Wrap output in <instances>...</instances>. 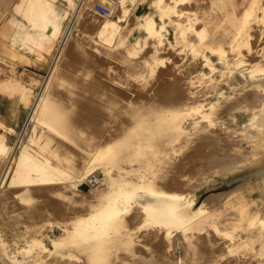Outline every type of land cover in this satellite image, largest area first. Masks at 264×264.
Segmentation results:
<instances>
[{
  "label": "rangeland",
  "instance_id": "374dc122",
  "mask_svg": "<svg viewBox=\"0 0 264 264\" xmlns=\"http://www.w3.org/2000/svg\"><path fill=\"white\" fill-rule=\"evenodd\" d=\"M5 1L0 25L12 14L23 21ZM52 1L69 33L52 73L10 38L11 58L0 54V140L9 150L0 148L3 162L22 147L0 187V264H264V0ZM66 47L86 49L110 72L88 64L81 83L68 84L71 93L85 92L50 98L67 105L72 121L31 117L35 93L44 89L49 100ZM94 102L109 114L102 130L89 113ZM135 124L170 129L150 133L141 147L157 150L152 164L123 153L126 142L116 141ZM90 151L97 157L88 159ZM56 161L62 166L53 173L45 163ZM142 193L171 201L177 194L204 209L172 220L134 198ZM191 219L200 225L194 221L193 237L182 238ZM202 231L208 236L197 239Z\"/></svg>",
  "mask_w": 264,
  "mask_h": 264
},
{
  "label": "bare ground",
  "instance_id": "6f19581e",
  "mask_svg": "<svg viewBox=\"0 0 264 264\" xmlns=\"http://www.w3.org/2000/svg\"><path fill=\"white\" fill-rule=\"evenodd\" d=\"M1 1V0H0ZM5 1V0H4ZM9 0L5 1V3L3 4H7ZM11 1V0H10ZM13 1V5L12 8L16 13H19L22 18L23 21L19 20L15 15H11L7 21H4L1 25H0V54L4 55L3 53H5L7 56L10 55L7 52L10 51V53L13 52V50L9 49L7 47V38H10L11 42L10 44L12 45L14 41L19 42L23 48L34 52L35 56H36V60L37 62H41L43 64V67L45 69H48V72H51L54 70L56 64H57V60L61 59L59 58L60 53L62 51L63 48V44L66 40V38L68 37L69 33L67 34L65 32V30H63V20H64V12L58 7L54 5V2L48 1V3H44L40 0H12ZM211 1V0H210ZM209 1V2H210ZM219 1V0H218ZM221 1V0H220ZM234 1V0H233ZM246 1V0H245ZM186 3V1H183ZM187 2H189L187 0ZM206 2V1H205ZM215 2V1H214ZM213 2V3H214ZM217 2V1H216ZM229 2V1H228ZM232 2V1H231ZM237 2V1H236ZM235 2V3H236ZM182 3V2H181ZM183 3V5L185 4ZM218 3V2H217ZM242 3V2H241ZM2 4V5H3ZM12 4V3H11ZM199 4V3H198ZM204 4V3H203ZM231 4V3H230ZM243 4V3H242ZM202 5V4H201ZM220 5V4H218ZM237 5V4H236ZM235 5V6H236ZM245 5V4H244ZM206 6V5H203ZM202 6V7H203ZM242 6V5H241ZM240 6V7H241ZM247 6V5H246ZM201 6H199V8H202ZM231 7V5H230ZM234 7V6H233ZM232 7V8H233ZM238 7V8H240ZM219 8V7H218ZM203 9V8H202ZM229 9V8H228ZM227 9V10H228ZM244 9V8H243ZM160 10V9H159ZM206 10V8H205ZM204 10V11H205ZM216 10V9H215ZM238 10V9H237ZM236 10V11H237ZM241 10V9H240ZM78 9L77 7L75 8V15L78 13ZM82 11V10H81ZM202 11V10H201ZM203 11V12H204ZM217 11V10H216ZM224 11V9H223ZM235 11V10H234ZM233 11V12H234ZM248 11V10H246ZM177 12V11H176ZM227 12V11H226ZM239 12V11H238ZM1 13V11H0ZM218 13V12H217ZM228 13H232V11L228 12ZM224 14V13H223ZM244 14V13H243ZM81 15V14H80ZM160 15V14H159ZM238 15V14H237ZM71 16V15H70ZM206 16V15H205ZM218 16V15H217ZM220 16V15H219ZM236 16V14H235ZM243 16V15H242ZM81 17V16H79ZM204 17V16H203ZM202 17V18H203ZM209 17V16H208ZM216 17V16H215ZM82 18V17H81ZM205 18V17H204ZM207 18V17H206ZM224 18V17H223ZM234 19V18H233ZM264 19V18H262ZM202 20V19H201ZM204 20V19H203ZM208 20V19H207ZM77 21V20H76ZM81 21V20H80ZM107 21V20H106ZM172 21V20H171ZM206 21V20H205ZM82 22V21H81ZM109 22V21H108ZM202 22V21H200ZM209 22V20H208ZM211 22V21H210ZM218 22V21H217ZM224 23V22H223ZM226 23V22H225ZM201 24V23H200ZM199 24V25H200ZM222 24V23H221ZM98 25V24H97ZM214 25H216L214 23ZM219 25V24H218ZM229 25V24H227ZM253 25V24H252ZM262 25V24H261ZM260 25V26H261ZM201 26V25H200ZM209 26V25H208ZM223 26V25H222ZM225 26V25H224ZM160 27L164 28V21L160 23ZM202 27V26H201ZM205 24L203 26V28H205ZM218 27V26H217ZM228 27V26H226ZM231 27V26H230ZM252 27V26H251ZM258 27V26H257ZM202 28V29H203ZM211 28V27H210ZM260 28V27H259ZM94 29V28H92ZM99 29V28H98ZM197 29V28H196ZM199 29V28H198ZM218 29V28H217ZM221 29V28H220ZM225 29V28H224ZM234 29V28H233ZM264 29V28H262ZM261 29V30H262ZM73 30V29H72ZM211 30V29H208ZM216 30V29H214ZM257 30V28H256ZM260 30V29H259ZM207 31V29H206ZM213 31V30H212ZM222 31V30H220ZM219 31V32H220ZM228 31V30H226ZM110 32V31H109ZM203 32V30H202ZM217 32V31H216ZM215 32V33H216ZM232 32V30L230 31ZM234 32V31H233ZM253 32V30H252ZM94 32H92L93 34ZM95 33L100 34L99 32L95 31ZM206 32H203V34ZM209 33V31H208ZM214 33V32H213ZM212 33V34H213ZM214 33V34H215ZM225 33V32H224ZM228 33V32H227ZM250 33V32H249ZM91 34V33H90ZM207 34V33H206ZM210 34V33H209ZM219 34V33H218ZM217 34V35H218ZM222 36H223V31H222ZM226 34V33H225ZM232 34V33H231ZM230 34V35H231ZM205 35V34H204ZM211 35V34H210ZM228 35V34H227ZM208 36V35H207ZM212 36V35H211ZM220 36V34H219ZM221 36V37H222ZM225 36V35H224ZM229 36V35H228ZM71 37V36H69ZM83 37V36H81ZM100 37V35L98 36ZM204 37V36H203ZM206 38V37H205ZM209 38V37H207ZM211 38V37H210ZM214 38V37H212ZM218 38V37H217ZM224 38V37H223ZM230 38V37H229ZM221 39V38H220ZM228 39V38H227ZM92 40V39H91ZM210 40V39H208ZM219 40V39H218ZM225 40V39H224ZM67 41V40H66ZM222 41V39H221ZM227 42V40H225ZM261 41V40H260ZM69 42V41H68ZM68 42H66L68 44ZM92 42V41H91ZM95 42V41H94ZM97 42V41H96ZM207 42V39L206 41ZM214 42H216L215 40L212 42L214 44ZM61 43V44H60ZM99 43V42H98ZM212 43L210 44V42L208 44H210V46L212 45ZM221 43V42H220ZM91 44V43H90ZM94 44V43H92ZM91 44V45H92ZM222 44V43H221ZM226 44V43H225ZM224 44V45H225ZM233 44V43H232ZM69 44V48H70ZM86 45V44H85ZM95 45V44H94ZM97 45V44H96ZM113 45V44H112ZM216 45V43H215ZM217 45H220L217 43ZM223 46V45H222ZM97 46H95L96 48ZM112 47V46H110ZM213 47V46H211ZM66 47V50L69 49ZM87 48V47H85ZM93 48V47H92ZM85 50V51H84ZM79 49L78 47H75L74 49L71 48V50L67 51L66 55H64V59H65V67L66 69L62 68L56 71V73L53 75V80L51 82V89H50V97L49 100H47L48 98L45 99L44 95H43V91L44 89H42L41 91L37 92L34 94V101L31 102V117L35 114H43L46 117H50L53 118L54 121L56 122H66V121H72L71 119V112L68 113L69 111L67 110V105L61 102H56L54 103L53 101H51L50 98L55 99V100H62L65 97L68 98L66 95H70V94H78L79 92H85L84 89H79V91H75L73 93L69 92V88H68V84L70 82H73L75 84H79L81 83V77H83L85 74V66L89 64V66H101L102 64L100 63L99 60H101L98 56L86 51V49ZM91 50V49H90ZM98 50V49H97ZM96 50V51H97ZM110 50V49H109ZM92 51V50H91ZM112 51V50H111ZM93 53H95L93 51ZM99 53V52H98ZM113 53V52H112ZM8 54V55H7ZM97 54V53H96ZM251 54V53H250ZM258 54V53H257ZM12 55V54H11ZM10 55V58H11ZM23 55V54H22ZM63 55V54H62ZM111 56V54H108ZM113 56V55H112ZM257 56V55H255ZM34 57V56H33ZM20 58V57H19ZM22 58V57H21ZM20 58V59H21ZM19 59V61H20ZM2 60V59H1ZM35 60V59H34ZM62 60V59H61ZM22 61V59H21ZM35 61V62H36ZM6 62V61H4ZM12 62V61H11ZM10 62V63H11ZM105 63V62H104ZM103 63V64H104ZM8 64V63H7ZM24 64V63H23ZM99 64V65H97ZM103 66V67H102ZM101 67L103 69H101L102 71H105L107 74H109L110 70L109 68H111L110 66L105 67L104 65H102ZM123 69L126 68V65H123ZM113 67V66H112ZM115 67V66H114ZM2 68V67H1ZM38 68V67H37ZM105 68V69H104ZM116 68V67H115ZM5 69V67H4ZM7 69V68H6ZM8 70V69H7ZM5 70V71H7ZM12 71V70H11ZM1 72V71H0ZM13 72V71H12ZM113 72V70L111 71ZM125 71H123V74L127 75V73H124ZM2 73V72H1ZM11 73V72H10ZM104 73V72H103ZM116 75H118L115 72ZM11 75V74H10ZM13 75V74H12ZM24 75V74H23ZM107 76V75H106ZM20 77V76H19ZM15 78V77H14ZM50 78V77H49ZM8 79H6L7 81ZM22 80V78H21ZM27 80V79H26ZM12 83L13 79H11ZM258 81V80H257ZM262 81V80H261ZM260 81V82H261ZM104 82V81H103ZM259 82V81H258ZM46 83V82H45ZM1 84V82H0ZM17 84L19 85V83L17 82ZM28 84V83H27ZM12 85V84H11ZM17 85V86H18ZM6 86V85H5ZM15 86V85H14ZM16 86V88H17ZM21 86V84H20ZM30 86V85H29ZM47 86V85H46ZM23 87V86H22ZM32 87V86H31ZM10 88V87H9ZM25 88V87H24ZM5 89V88H4ZM16 90V89H15ZM2 91V88H1ZM5 91V90H4ZM25 90L24 95L26 93V95H30L31 94V90L27 91ZM6 92L9 93V90ZM10 92H13L12 90H10ZM12 94V93H10ZM25 95V96H26ZM10 96V95H9ZM70 98V97H69ZM2 99V98H1ZM144 102V100H143ZM145 103V102H144ZM144 103H142L143 105H141L142 107H147V105H145ZM24 104H30L28 101H25ZM98 105V107H97ZM91 117H99V124L96 123V128L99 130H102L103 127L106 125L105 123H108V117L109 114L107 112V114H104V109L101 108L100 104H97V102H94L92 104V107L89 111ZM244 122V121H243ZM71 124H68V126ZM103 126V127H102ZM170 129L168 127H164V128H155V129H148L147 130V126L141 125V124H135V125H131L130 127L125 129V132L127 135L125 136H120L118 137V141H122L123 140L126 142L127 145L125 146H121V147H126L127 149L124 150L123 153L125 152H129V156L134 155V157L136 156V154L138 155V159L139 161H141V164L144 163H148V164H152V161L155 160L157 157L156 154H158L157 150L155 148H153L152 146H150L147 151H143L141 150V147L145 146V141L149 140V137L151 136L152 133H159L156 135H160V134H164L166 133V135L168 134L167 132H169ZM83 132V131H81ZM151 133V134H150ZM29 135V134H28ZM169 135V134H168ZM42 136V135H41ZM154 136V135H153ZM39 137V135H38ZM37 137V138H38ZM42 138V137H41ZM45 138V137H44ZM85 138H87V136H85ZM40 139V138H39ZM44 140V139H43ZM42 140V141H43ZM49 142H51L49 140ZM54 144V143H53ZM37 146V145H36ZM41 145H39L40 147ZM56 146V145H54ZM148 146V145H147ZM8 146H6L5 144V140L2 139L0 140V148H2V150L7 149ZM38 147V146H37ZM36 147V148H37ZM38 147V148H39ZM43 147V146H42ZM41 147V148H42ZM140 147V149H139ZM134 148H137L134 149ZM125 149V148H124ZM8 150V149H7ZM9 151V150H8ZM113 151V150H112ZM5 152V151H4ZM22 152V147L18 146L16 149H14L13 151L10 150L9 156L6 158L3 162L2 158L0 157V187L2 186V184L4 183V181L8 178V176L11 174V171L14 168V165L16 164V162L19 161L20 159V154ZM98 151H90L89 154L86 153L88 159H93L97 157V153ZM1 153V152H0ZM41 153V152H40ZM39 153V154H40ZM6 154V152H5ZM4 155V153H3ZM41 155V154H40ZM1 156V155H0ZM5 156V155H4ZM45 155L43 154V157ZM143 158V159H142ZM135 159V158H134ZM19 164V163H18ZM17 165V164H16ZM20 165V164H19ZM46 167L52 168V172L53 173H57L59 172V167H61L62 165L60 164V162L56 161V163L54 162V164L50 163V162H46L45 163ZM69 165V164H68ZM163 165V164H162ZM141 166V165H140ZM164 166V165H163ZM18 167V166H17ZM134 170V169H133ZM18 171V170H17ZM51 172V173H52ZM134 174V173H133ZM141 176V175H140ZM154 179V178H153ZM152 183V182H151ZM175 185V184H174ZM177 185V183H176ZM176 187V186H175ZM174 188V187H173ZM171 189V187H170ZM156 190V188H155ZM161 190V189H159ZM169 190V189H168ZM175 190V189H174ZM163 190H161L160 192H162ZM170 191V190H169ZM144 192V191H143ZM135 194V193H134ZM169 194V193H168ZM138 196H140V198H137ZM174 199L168 200L165 198H157V197H152L150 195H148L147 193H142V194H136L135 195V199L137 198L138 200H141V204L143 206H146L148 208H151L154 206V208H156L155 212L164 216L165 218H169L172 220H179L181 222H185L190 220V218H188V213L187 212H191L192 214H194L193 216L196 218V216L199 214L200 212V208L198 205H196V203L194 202H189V201H185L184 199L181 201V199L179 198V196L176 194H174ZM136 199V200H137ZM127 200V199H126ZM137 200V201H138ZM206 202V201H205ZM206 204V203H205ZM207 205V204H206ZM206 207V206H205ZM204 209V208H203ZM190 217V216H189ZM192 217V218H194ZM198 219V218H197ZM192 220V219H191ZM79 221V220H78ZM192 220L191 222H193L192 224L188 225L190 226L189 230L191 231H185V233L183 234L182 238H192L193 237V227L196 225V223L199 221H195ZM85 222V223H84ZM204 222L203 220L201 221V223ZM84 223V224H83ZM82 225L86 224V221H83ZM198 224V223H197ZM193 225V227H192ZM200 225V223L198 224ZM197 225V226H198ZM187 227V226H186ZM199 227V226H198ZM197 227V228H198ZM188 228V227H187ZM195 229V227H194ZM100 230V229H99ZM102 230V229H101ZM188 230V229H186ZM97 231V230H96ZM205 231V230H203ZM202 231V232H203ZM100 234V232H98ZM102 233V232H101ZM200 233V232H199ZM207 233V232H206ZM203 234H205L204 232L202 234H200L201 236H197V239H200V237H204V236H208L207 234L202 236ZM89 234L87 233L86 236H88ZM186 239V240H187ZM196 241V238H193ZM202 239V238H201ZM211 239V238H210ZM218 239V238H217ZM97 240V239H96ZM191 240V239H189ZM206 242L200 240V243L203 242V244H205L204 246L207 247V245L209 243H207V238L205 239ZM209 240V238H208ZM194 242V240H191ZM199 241V240H198ZM212 241V240H211ZM95 242V241H94ZM192 244H194L196 246L197 243L199 242H194ZM209 242V241H208ZM96 244V243H95ZM94 244V245H95ZM207 244V245H206ZM91 245H93L91 243ZM200 245V244H198ZM197 245V246H198ZM88 246V244H87ZM204 247V248H205ZM215 247V246H214ZM213 247V248H214ZM201 248V249H204ZM208 250L210 247H207ZM206 248V251H207ZM212 248V246H211ZM199 249V248H198ZM189 251V250H188ZM186 251L188 254L189 252ZM200 251V250H198ZM205 251V252H206ZM197 252V250H196ZM211 251H209L208 253H210ZM198 253V252H197ZM203 253V252H202ZM188 254L185 255L184 254V259L186 260L188 258ZM192 255V253H190ZM201 254V253H200ZM205 254V253H204ZM207 254V253H206ZM209 255V254H208ZM204 257V256H203ZM2 259V258H1ZM4 260V259H3ZM5 261V260H4ZM29 264V263H28Z\"/></svg>",
  "mask_w": 264,
  "mask_h": 264
},
{
  "label": "built area",
  "instance_id": "2783aa9c",
  "mask_svg": "<svg viewBox=\"0 0 264 264\" xmlns=\"http://www.w3.org/2000/svg\"><path fill=\"white\" fill-rule=\"evenodd\" d=\"M93 9L101 15H109L108 9L101 4L95 3Z\"/></svg>",
  "mask_w": 264,
  "mask_h": 264
}]
</instances>
